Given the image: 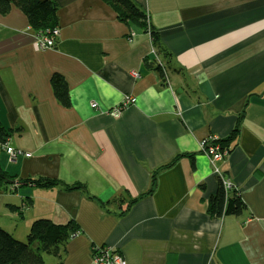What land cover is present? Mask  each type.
<instances>
[{
    "label": "crops",
    "instance_id": "crops-1",
    "mask_svg": "<svg viewBox=\"0 0 264 264\" xmlns=\"http://www.w3.org/2000/svg\"><path fill=\"white\" fill-rule=\"evenodd\" d=\"M54 1L50 49L33 47L21 10L0 14V121L21 151L11 161L0 142V168L15 176L0 182V227L23 240L35 219L74 220L80 231L49 264H93L100 245L126 264H264V0H131L157 31L166 83L145 66L149 35L108 1ZM125 95L136 103L105 113ZM242 113L216 174L198 142L227 137ZM220 178L241 214L207 212Z\"/></svg>",
    "mask_w": 264,
    "mask_h": 264
},
{
    "label": "trees",
    "instance_id": "trees-1",
    "mask_svg": "<svg viewBox=\"0 0 264 264\" xmlns=\"http://www.w3.org/2000/svg\"><path fill=\"white\" fill-rule=\"evenodd\" d=\"M115 12L121 22L133 23L142 30H146L147 15L140 10L131 0H106ZM21 10L27 17L29 26L36 30L53 29L57 24V4L54 0H0V14H6L12 7ZM152 42L157 49H160V43L157 31L151 27ZM167 62V61H166ZM145 66L159 73L162 82L165 80L164 70L157 61H145ZM53 92L57 100L63 105L70 104L67 84L64 79L55 74L51 78ZM243 113L238 116L237 123L232 132L220 140L222 145L229 146L239 133L240 120ZM10 129L2 125L0 121V142L3 148L6 147V141L10 136ZM14 175L7 173L0 168V182H8L13 187L12 181ZM151 183L154 185L155 179L152 177ZM32 181V180H29ZM38 187H50L59 184L58 181L48 178H37L33 180ZM225 192L221 180L214 194L208 200L207 212L211 216H221L227 214H241L245 209L238 191L235 188ZM142 196V195H141ZM91 198H93L91 196ZM94 199V198H93ZM132 201L136 198H132ZM101 205L104 202H99ZM128 208V206H127ZM124 212V211H122ZM80 231L79 226L74 220L58 224L48 218H38L30 224L25 241L15 238L9 231L0 227V264H44V256L49 255L61 259V252L68 240ZM59 264H62L59 261Z\"/></svg>",
    "mask_w": 264,
    "mask_h": 264
},
{
    "label": "built area",
    "instance_id": "built-area-1",
    "mask_svg": "<svg viewBox=\"0 0 264 264\" xmlns=\"http://www.w3.org/2000/svg\"><path fill=\"white\" fill-rule=\"evenodd\" d=\"M146 30H151V25L147 22ZM37 38L34 43V47L38 50L50 49L56 44L57 36L59 34V30L57 27L53 29H48L46 31H37ZM135 75V73H133ZM137 98L132 95H125L121 103L117 106L109 108L106 110V114L111 117H119L123 110L130 105L135 104ZM95 102H91V107H96ZM217 138L208 136L207 138H203L199 142V146L204 150L206 154H208L209 162L211 163L213 170L216 174H219V162L222 160L225 154L221 153V146L217 144ZM6 149L10 151L9 159L14 161L16 156L21 153L20 150L12 148L11 146H6ZM25 156H29L28 153L24 154ZM206 156V155H205ZM207 157V156H206ZM223 184L231 188V184L228 181H223ZM92 262L93 264H126L125 258L112 246L109 245H100L93 248L92 251Z\"/></svg>",
    "mask_w": 264,
    "mask_h": 264
},
{
    "label": "rangeland",
    "instance_id": "rangeland-1",
    "mask_svg": "<svg viewBox=\"0 0 264 264\" xmlns=\"http://www.w3.org/2000/svg\"><path fill=\"white\" fill-rule=\"evenodd\" d=\"M146 22H149L150 23V21H149V19H148V17H147V20H146ZM144 32H146L148 35H149V37H150V39H151V42H152V36H151V30H145ZM37 32H35V34H34V36H33V41H32V45H33V47H34V43H35V40H36V38H37V34H36ZM35 48V47H34ZM36 49V48H35ZM37 50V49H36ZM39 50V49H38ZM151 55H152V60L154 61H157V63L160 65V66H162V67H164L165 69H166V71L164 70V73H165V80L163 81V83H166V82H168L169 80H168V67H167V62L166 61H168V59H167V56H166V53L164 52V51H162V49L160 48V49H157L155 46H154V44H153V42H152V51H151ZM161 81H162V79H161ZM121 103V101L118 103V104H115V105H113V106H111L110 108H112V107H114V106H117V105H119ZM109 109V108H108ZM211 137H215V136H212L211 135ZM207 138V137H206ZM217 140V144H218V146H219V144H220V146L221 147H224V146H226V145H222L221 144V142H220V140L221 139H216ZM200 142V141H199ZM199 142H198V146H199ZM8 146H10V145H8ZM199 148L201 149V147L199 146ZM4 150H5V152H7L8 154H10V151H8L7 149H6V147L5 148H3ZM205 155L207 156V158H208V154H206L205 153ZM225 156H227V155H224L223 156V158H222V160L225 158ZM10 160V159H9ZM209 160V159H208ZM221 160V161H222ZM220 180H221V183H223V181H226L225 179H222V178H220ZM230 183V182H229ZM15 185H17V183L15 184ZM231 188H233V186H231ZM22 239H25V237L24 236H22ZM21 241H25V240H21ZM47 257H46V262H45V264H49L50 263V261L52 260V256L51 257H49V255H46ZM50 260V261H49Z\"/></svg>",
    "mask_w": 264,
    "mask_h": 264
},
{
    "label": "bare ground",
    "instance_id": "bare-ground-1",
    "mask_svg": "<svg viewBox=\"0 0 264 264\" xmlns=\"http://www.w3.org/2000/svg\"><path fill=\"white\" fill-rule=\"evenodd\" d=\"M54 28H55V27H54ZM48 29H50V28H48ZM48 29H42V30H39V31H46V30H48ZM58 35H59V34H58ZM57 37H58V36H57ZM232 130H233V129H232ZM232 130H231V132H232ZM231 132H230V133H231ZM230 150H231V148H230L229 146H224V147L221 148V153L227 155V154L230 152ZM201 152H202L203 154H205V152H204V150H203L202 148H201ZM222 185H223V188H224V190H225L226 193H227L228 191L232 190L230 187L226 186L225 184L222 183ZM247 220H249V219H247Z\"/></svg>",
    "mask_w": 264,
    "mask_h": 264
},
{
    "label": "clouds",
    "instance_id": "clouds-1",
    "mask_svg": "<svg viewBox=\"0 0 264 264\" xmlns=\"http://www.w3.org/2000/svg\"><path fill=\"white\" fill-rule=\"evenodd\" d=\"M151 25V24H150Z\"/></svg>",
    "mask_w": 264,
    "mask_h": 264
}]
</instances>
